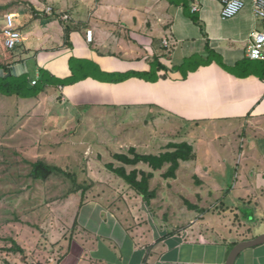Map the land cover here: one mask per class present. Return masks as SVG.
Here are the masks:
<instances>
[{
  "label": "crops",
  "instance_id": "0c3cea01",
  "mask_svg": "<svg viewBox=\"0 0 264 264\" xmlns=\"http://www.w3.org/2000/svg\"><path fill=\"white\" fill-rule=\"evenodd\" d=\"M25 1L27 12L9 13L15 15L23 39L18 47L23 51L10 60L2 59L0 52L2 67L25 64L23 72L32 70L34 74L28 78L31 84L39 82L41 71L57 79L68 78L79 60L101 63L104 75L117 73L112 65L119 60L141 65L139 70L119 74H147L158 59L167 73L158 72L156 76L165 79L156 82L131 78L108 84L104 76L87 74V79L71 86L43 85L41 94L59 99L67 113L72 109H155L151 117L165 116L201 133L205 130L202 125L216 127V142H229L231 148L239 142L237 155L233 154L239 166L237 192L230 210L224 209L238 213L242 206H254L264 221V82L255 77L236 78L216 63L189 73L185 80L172 70L191 56L205 57L206 45L227 68L249 60L250 34L264 32L258 31L264 22L254 18L251 0H246L245 9L235 18L226 21L220 17V4L211 0ZM48 7L51 14L45 12ZM191 15L198 17L207 37ZM65 30L69 32L67 42ZM87 32H91V42L86 40ZM0 49L5 50L3 43ZM197 141L202 142L200 134ZM213 170L205 174L211 177ZM228 195L224 194L223 200ZM73 208L69 229L55 242L62 252L56 264H225L232 242L264 234L251 236L250 230L247 237L236 240L237 235L224 226L207 225L205 229L202 223H194L178 230L165 226L141 238L98 200L85 199ZM218 228L225 229V236ZM235 264H264V245L244 251Z\"/></svg>",
  "mask_w": 264,
  "mask_h": 264
},
{
  "label": "rangeland",
  "instance_id": "374dc122",
  "mask_svg": "<svg viewBox=\"0 0 264 264\" xmlns=\"http://www.w3.org/2000/svg\"><path fill=\"white\" fill-rule=\"evenodd\" d=\"M0 8H4L0 11L1 46L4 15L27 12L28 7L25 0H0ZM22 51L20 46L0 49L1 58L10 60ZM78 62L75 69L79 77L105 76L101 63ZM140 68L141 65L126 60L112 65L117 73ZM27 76L34 77L33 71ZM46 94L40 92L37 99L29 100L0 95V264H56L62 252L55 242L69 229L73 206L81 202V190L83 200L100 201L141 238L158 229L162 231L165 226L178 230L194 223H202L205 229L207 225L224 226L237 235L236 240L247 237L250 230L251 236L264 232L260 209L248 205L238 213L224 209L230 210L229 204L237 192L234 187L239 166L233 154L237 155L239 142L232 148L229 142H216V127L202 125L205 132L201 133L194 126L165 116L151 117L155 109H72L67 113L59 99L50 100ZM198 134L202 142L197 141ZM185 141L192 146L195 158L180 163L175 179L162 178L167 167L152 172L144 164L124 166L113 158L116 154L131 157L130 149L139 155H159L170 151L169 144ZM36 162L58 167L71 177L51 175L45 181H35L30 172ZM110 164L114 168L124 167L127 173L152 172L149 190L154 198L145 203L108 170ZM209 169L213 170L211 177L205 174ZM223 192L229 194L224 200ZM188 205L198 210H191ZM249 215L257 219L250 220ZM218 231L225 236L224 228ZM11 241L22 253L16 251Z\"/></svg>",
  "mask_w": 264,
  "mask_h": 264
},
{
  "label": "trees",
  "instance_id": "16d2710c",
  "mask_svg": "<svg viewBox=\"0 0 264 264\" xmlns=\"http://www.w3.org/2000/svg\"><path fill=\"white\" fill-rule=\"evenodd\" d=\"M5 8V7H4ZM4 8H0L4 10ZM191 20L197 24L201 32L205 37L202 24H200L198 17L196 15H191ZM68 30H65V41H68ZM206 56H191L186 59L182 65L179 67L172 68V70L179 72L182 75L183 80H185L189 73L197 71L200 67H207L212 63H216L221 69L228 72L229 74L235 76L239 79H246L249 77H255L260 81L264 82V62L263 61H250L243 59L235 64L233 68H227L224 66L220 60L219 56L209 49L208 45L205 47ZM198 60V62H197ZM197 62V63H196ZM0 69L8 73L9 68L2 67ZM167 73V69L158 62V59L153 60L151 63V70L147 74H137V73H113L105 74L104 82L108 84H118L125 82L131 78H137L148 81L156 82L159 79H165V76L158 77L156 76L158 72ZM72 75L65 79H57L52 77L46 71H41L40 80L37 81L34 86L29 82L27 74L20 77H10V78H0V95L6 98L15 97L19 100H27L33 97H36L42 89H39V85H50V86H71L80 81V79H87L88 77L83 75L81 77L76 74V69L71 67ZM156 76V77H155ZM153 78V80L151 79ZM151 79V80H150ZM167 149L170 151L161 153L159 155H139L135 153L134 149H130V155L116 154L114 155V160L121 163L124 166L134 167L138 164H144L152 172L160 171L164 167H167L166 172L162 175V178L165 180L175 179L176 172L179 169L180 163L189 162L195 158L193 148L186 142L178 144H169ZM108 170L113 173L116 177L121 179L132 191H134L141 199L148 203L154 198V193L149 190V181L153 178V173H144L138 172L136 170L127 173L124 167L114 168L111 164L107 166ZM51 175H65L71 177L70 174H67L64 170L49 166L43 162H36L32 165V170L30 172V177L35 181H45ZM138 176L140 179L138 180ZM84 190H81V201H83ZM188 208L191 210H198L197 207L188 205ZM252 217V215H249ZM13 247L16 251L22 253V249L14 242L11 241ZM238 243V241L232 242L229 246V251Z\"/></svg>",
  "mask_w": 264,
  "mask_h": 264
},
{
  "label": "built area",
  "instance_id": "2783aa9c",
  "mask_svg": "<svg viewBox=\"0 0 264 264\" xmlns=\"http://www.w3.org/2000/svg\"><path fill=\"white\" fill-rule=\"evenodd\" d=\"M220 4V17L222 20H231L235 18L240 12H242L247 3L246 0H211ZM194 12L197 11V7L192 8ZM51 8H46V14H51ZM251 11L255 19L264 22V0H251ZM4 26L2 29V43L6 50H13L22 42V36L15 26V15L5 14L3 17ZM86 40L92 41L91 32H87ZM167 46V43L164 42ZM247 58L251 61H263L264 62V32L254 31L250 34ZM36 81H32L31 85L34 86Z\"/></svg>",
  "mask_w": 264,
  "mask_h": 264
},
{
  "label": "water",
  "instance_id": "95a60500",
  "mask_svg": "<svg viewBox=\"0 0 264 264\" xmlns=\"http://www.w3.org/2000/svg\"><path fill=\"white\" fill-rule=\"evenodd\" d=\"M23 69H26L25 64L9 68L8 73L0 70V78L20 77L26 74V72H23ZM260 245H264V234H261L250 240L238 242L228 253L225 264H235L241 253Z\"/></svg>",
  "mask_w": 264,
  "mask_h": 264
}]
</instances>
